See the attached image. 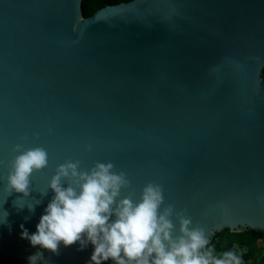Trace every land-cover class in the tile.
Masks as SVG:
<instances>
[{"label":"water","instance_id":"95a60500","mask_svg":"<svg viewBox=\"0 0 264 264\" xmlns=\"http://www.w3.org/2000/svg\"><path fill=\"white\" fill-rule=\"evenodd\" d=\"M17 144L48 153L34 213L5 191ZM67 160L112 162L122 197L161 184L210 239L264 232V0H0V258L39 250L20 225L36 231ZM78 248L44 258L87 264Z\"/></svg>","mask_w":264,"mask_h":264},{"label":"clouds","instance_id":"9594fccd","mask_svg":"<svg viewBox=\"0 0 264 264\" xmlns=\"http://www.w3.org/2000/svg\"><path fill=\"white\" fill-rule=\"evenodd\" d=\"M14 151L20 154L11 162L5 191L8 196L22 194L15 206L34 213L42 201L27 199L32 195L31 178L48 166V153L42 147L24 151L21 144ZM130 188L127 174L117 173L112 162H97L86 170L81 169L79 160L60 164L41 192V196H47L51 190L54 195L36 231L20 225L21 238L39 249L28 257L27 264H47L44 251L59 256L61 246L73 245H79V251L93 247L87 264H244L236 250L217 251L205 229L193 227L190 216L175 213L171 204L163 207L161 184L148 182L139 200L134 199V192L122 197V192ZM174 213L179 234L172 219ZM9 215L4 209L0 225L8 223Z\"/></svg>","mask_w":264,"mask_h":264},{"label":"trees","instance_id":"16d2710c","mask_svg":"<svg viewBox=\"0 0 264 264\" xmlns=\"http://www.w3.org/2000/svg\"><path fill=\"white\" fill-rule=\"evenodd\" d=\"M264 240V232L244 230L230 232L225 229L211 238V244L217 251L236 250L242 256L244 264H264V249L258 247V241ZM0 264H26L15 260L0 258ZM107 264H109L107 262Z\"/></svg>","mask_w":264,"mask_h":264},{"label":"rangeland","instance_id":"374dc122","mask_svg":"<svg viewBox=\"0 0 264 264\" xmlns=\"http://www.w3.org/2000/svg\"><path fill=\"white\" fill-rule=\"evenodd\" d=\"M258 247L261 249H264V240H259L258 241Z\"/></svg>","mask_w":264,"mask_h":264}]
</instances>
